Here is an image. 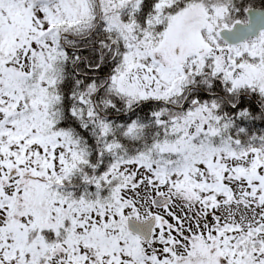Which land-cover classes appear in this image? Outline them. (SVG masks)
<instances>
[{
    "label": "snow or ice",
    "instance_id": "6c2138e0",
    "mask_svg": "<svg viewBox=\"0 0 264 264\" xmlns=\"http://www.w3.org/2000/svg\"><path fill=\"white\" fill-rule=\"evenodd\" d=\"M0 264H264V0H0Z\"/></svg>",
    "mask_w": 264,
    "mask_h": 264
}]
</instances>
